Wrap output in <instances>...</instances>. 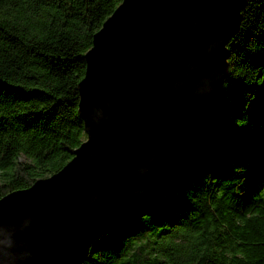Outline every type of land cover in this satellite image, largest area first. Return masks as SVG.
<instances>
[{
    "label": "trees",
    "instance_id": "obj_1",
    "mask_svg": "<svg viewBox=\"0 0 264 264\" xmlns=\"http://www.w3.org/2000/svg\"><path fill=\"white\" fill-rule=\"evenodd\" d=\"M122 2L0 0V200L58 173L86 141L84 57ZM228 50L210 131L179 149L83 264H264V113H251L264 84V0H247Z\"/></svg>",
    "mask_w": 264,
    "mask_h": 264
},
{
    "label": "water",
    "instance_id": "obj_2",
    "mask_svg": "<svg viewBox=\"0 0 264 264\" xmlns=\"http://www.w3.org/2000/svg\"><path fill=\"white\" fill-rule=\"evenodd\" d=\"M247 0H123L86 53V141L0 200V264H83L94 243L206 135L225 102Z\"/></svg>",
    "mask_w": 264,
    "mask_h": 264
},
{
    "label": "rangeland",
    "instance_id": "obj_3",
    "mask_svg": "<svg viewBox=\"0 0 264 264\" xmlns=\"http://www.w3.org/2000/svg\"><path fill=\"white\" fill-rule=\"evenodd\" d=\"M251 113L254 121L259 122L261 120L264 113V84L258 90L257 98L251 107ZM21 160L25 161L26 159L22 158Z\"/></svg>",
    "mask_w": 264,
    "mask_h": 264
}]
</instances>
